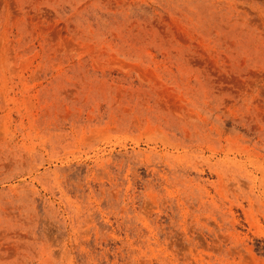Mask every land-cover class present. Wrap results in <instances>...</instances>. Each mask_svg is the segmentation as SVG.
<instances>
[{"label":"rangeland","instance_id":"374dc122","mask_svg":"<svg viewBox=\"0 0 264 264\" xmlns=\"http://www.w3.org/2000/svg\"><path fill=\"white\" fill-rule=\"evenodd\" d=\"M0 264H264V0H0Z\"/></svg>","mask_w":264,"mask_h":264}]
</instances>
